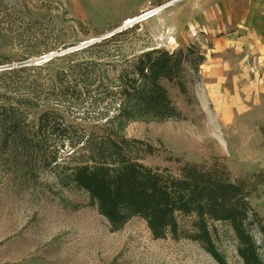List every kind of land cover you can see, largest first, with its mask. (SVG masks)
I'll list each match as a JSON object with an SVG mask.
<instances>
[{
    "label": "rangeland",
    "instance_id": "rangeland-1",
    "mask_svg": "<svg viewBox=\"0 0 264 264\" xmlns=\"http://www.w3.org/2000/svg\"><path fill=\"white\" fill-rule=\"evenodd\" d=\"M248 9L261 14L264 0H0V95H30L40 107L47 90L6 93L2 70L37 65L44 55L139 24L121 46L66 62L70 69L91 57L100 64L94 84L79 80L80 117L58 122L72 123L66 135H42L29 117L22 125L34 141L0 137V264H244L230 221L210 210L174 207L177 231L164 229L161 211L112 223L78 178L107 171L115 177L123 162L141 170L137 181L156 176L172 197L176 182L199 180L220 184L226 208L246 202V224L264 261V43L242 37V27L258 22L246 18ZM154 49L181 58L178 79L161 83L177 117L120 110L126 97L119 74ZM75 118L83 124L70 122ZM229 184L237 188L223 187ZM202 226L220 256L197 238Z\"/></svg>",
    "mask_w": 264,
    "mask_h": 264
},
{
    "label": "trees",
    "instance_id": "trees-1",
    "mask_svg": "<svg viewBox=\"0 0 264 264\" xmlns=\"http://www.w3.org/2000/svg\"><path fill=\"white\" fill-rule=\"evenodd\" d=\"M138 25H132L130 28L120 30L116 34L103 38L99 42L89 44L82 49L54 57L49 61L43 62L42 65H24V63H19L18 67L2 70L1 74L7 76L3 88L6 93L17 88L24 90L44 89L47 90L45 95L47 98L40 107L37 102L34 103V97L30 95L22 97L0 95V137L6 140L16 137L24 145H27L26 143L31 140L34 141V136H31L32 139H30L29 133L26 132L25 126L22 125V121L29 117L33 121L39 122L38 131L42 135L45 133L50 136L66 135L72 129V123L66 122V124H63L61 122L62 126L64 125L61 127L58 122L70 119L72 117L70 113L74 115L73 117H80L82 110L79 106L85 99H82L83 93L78 87L79 80L82 79V82L86 83L87 87L94 84L97 78H95L93 73L97 66L100 65L96 62L97 59L92 57L81 62H74L75 64L71 65L73 66L72 69L66 64H72L70 63L72 58H77L97 49L101 50L102 46L110 44H116L114 46L116 48L121 46V42L118 41L124 35L132 33L133 30L138 28ZM145 56L147 58L144 61H142V54L138 57L134 56L130 60L129 68L131 71L123 69V72L119 74V77L123 80L121 91L126 97L119 105L121 107L120 110L123 107L127 108V114H131L137 109L146 117L151 115L159 119L177 117L179 112L176 106L171 104L168 91L161 83L163 79L170 81L178 79L181 58H175L174 54L160 49L147 51ZM32 69L40 72L35 74L34 77L30 76L27 71H32ZM45 70L46 73L42 77V72ZM52 97L55 99L54 102L51 100ZM20 104L26 108L20 109ZM62 104L65 107H62ZM76 118V121L72 120L70 122L82 125L83 123ZM41 143L42 140L38 141V146L42 145ZM21 147L25 149L23 145ZM131 164L123 162L121 169L115 172V177L112 176L113 173L111 175L107 171L99 179L89 173H87L88 176L81 175L78 178L91 191L92 198L94 200L98 199L101 212L108 216L112 223L117 224L120 222L122 224L129 216L137 213H144L145 216L152 217L150 216L152 212L154 215L156 212L161 211L166 215L162 224L164 229L172 226L173 231H177L172 210L174 207H180L184 211H190L191 205H193V208L201 212V214L210 210L215 218L230 221L237 240H239L238 253L241 255L244 264H264L246 224L248 216V204L246 202H242L237 207L226 208V205L220 201V184L217 185L210 181L202 183L199 180H194L190 183H185L187 181L183 180L176 182L175 187L178 192L174 193L177 196L172 197L166 188L160 184V180L153 174L148 175L145 183L137 181L138 178L136 177H139V171L141 170ZM135 178L136 181L133 180ZM137 183H141L142 186L138 188ZM143 184L149 186L151 192H144L142 190L144 188ZM228 186L231 189L237 188L236 185H223L224 188ZM121 187H126L128 190L126 192L125 190L118 192ZM182 189L189 191L187 196L181 194ZM202 193L204 195H201ZM205 197L206 200L204 199ZM168 201L172 203V207L168 206ZM123 206H126V209ZM202 229L204 230L200 231L197 238L206 242V248L212 255L220 256L216 246L210 240L208 230L204 226H202Z\"/></svg>",
    "mask_w": 264,
    "mask_h": 264
},
{
    "label": "crops",
    "instance_id": "crops-1",
    "mask_svg": "<svg viewBox=\"0 0 264 264\" xmlns=\"http://www.w3.org/2000/svg\"><path fill=\"white\" fill-rule=\"evenodd\" d=\"M253 7L254 8H260L261 6H253ZM235 9L236 8H231V11L235 10ZM247 12L249 13V15L246 16L247 19H255L258 22L255 25L252 24L253 30L252 29L250 30V28H248L247 26L242 27L243 28L242 37L245 40H247V38H248L249 41H255L257 43L260 42L261 44L264 43V12H262L261 14L257 13L256 15H254L253 13H250L249 9L247 10ZM259 21H261V22H259ZM259 48H261V47L259 46ZM213 75L217 76L216 74H213ZM220 85H222V84H220Z\"/></svg>",
    "mask_w": 264,
    "mask_h": 264
},
{
    "label": "water",
    "instance_id": "water-1",
    "mask_svg": "<svg viewBox=\"0 0 264 264\" xmlns=\"http://www.w3.org/2000/svg\"><path fill=\"white\" fill-rule=\"evenodd\" d=\"M120 29L121 28L113 31L112 35H114L115 33H117V31L120 30ZM100 40L101 39L89 40V41H87L85 43H81L79 45L69 47L68 49L59 51L57 53L49 54V55H44L41 58H39V59L36 60L37 61V64H42V62L49 61L50 59H53L54 57H57V55H63V54H66V53H71L72 51H75V50H78V49H82L83 47L87 46L88 44H92V43H95L96 41H100Z\"/></svg>",
    "mask_w": 264,
    "mask_h": 264
},
{
    "label": "bare ground",
    "instance_id": "bare-ground-1",
    "mask_svg": "<svg viewBox=\"0 0 264 264\" xmlns=\"http://www.w3.org/2000/svg\"><path fill=\"white\" fill-rule=\"evenodd\" d=\"M150 13H153V12H152V11H151V12H146V14L141 15V16H145V15L150 14ZM137 18H138V17H137ZM133 20H135V18L131 17V18H129V19L127 20L126 23H131V21H133Z\"/></svg>",
    "mask_w": 264,
    "mask_h": 264
}]
</instances>
